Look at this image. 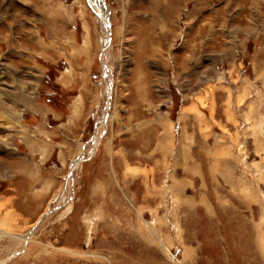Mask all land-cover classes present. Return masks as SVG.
<instances>
[{"label": "rangeland", "instance_id": "1", "mask_svg": "<svg viewBox=\"0 0 264 264\" xmlns=\"http://www.w3.org/2000/svg\"><path fill=\"white\" fill-rule=\"evenodd\" d=\"M0 264H264V0H0Z\"/></svg>", "mask_w": 264, "mask_h": 264}, {"label": "bare ground", "instance_id": "2", "mask_svg": "<svg viewBox=\"0 0 264 264\" xmlns=\"http://www.w3.org/2000/svg\"><path fill=\"white\" fill-rule=\"evenodd\" d=\"M91 1H93V0H91ZM101 1V0H100ZM93 3V2H92ZM96 4V3H95ZM94 5V4H93ZM101 5V4H100ZM95 7V9L97 10V12L99 13V14H101V15H104V11H102V9H101V7L100 6H97V5H95L94 6Z\"/></svg>", "mask_w": 264, "mask_h": 264}, {"label": "water", "instance_id": "3", "mask_svg": "<svg viewBox=\"0 0 264 264\" xmlns=\"http://www.w3.org/2000/svg\"><path fill=\"white\" fill-rule=\"evenodd\" d=\"M102 10H103V11H104V13H105V9H104V8H102ZM105 18H106V19H108L107 15H105ZM106 26H107V27H109V26H110L108 22H106ZM109 40H110V39H108V40L106 41V46L109 44Z\"/></svg>", "mask_w": 264, "mask_h": 264}]
</instances>
